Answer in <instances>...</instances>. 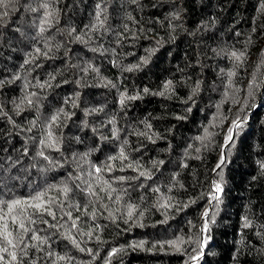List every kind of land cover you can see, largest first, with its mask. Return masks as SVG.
<instances>
[{
    "label": "trees",
    "instance_id": "16d2710c",
    "mask_svg": "<svg viewBox=\"0 0 264 264\" xmlns=\"http://www.w3.org/2000/svg\"><path fill=\"white\" fill-rule=\"evenodd\" d=\"M44 3L53 19L41 32ZM101 10L103 26L94 29ZM3 12L0 199L67 183V198L49 195L63 201V212L80 217L71 232L85 249L64 238L71 221L54 209L64 227L38 222L50 248L29 247L27 255L17 249L22 264H69L56 254L70 264H264V0H5ZM233 51L244 54L241 61ZM229 71L236 73L231 87ZM32 93L33 104L17 109ZM122 94L139 98L122 105ZM61 109L51 127L59 151L43 149L53 167L37 152ZM233 121L239 128L226 143ZM122 146L151 179H135L138 171L109 161ZM107 163L113 170L100 175L116 190L112 198L99 190L103 184L101 199L87 196L74 178L96 187L88 173ZM166 201L171 207L161 206ZM128 204L136 207L131 220ZM245 218L250 227H243ZM88 231L91 238L81 236ZM177 239L178 249L159 243ZM140 241L142 249L131 246ZM112 249L120 251L109 257Z\"/></svg>",
    "mask_w": 264,
    "mask_h": 264
},
{
    "label": "snow or ice",
    "instance_id": "6c2138e0",
    "mask_svg": "<svg viewBox=\"0 0 264 264\" xmlns=\"http://www.w3.org/2000/svg\"><path fill=\"white\" fill-rule=\"evenodd\" d=\"M5 0H0V5H3ZM135 2V0H133ZM40 7L45 9L44 13V19L41 20V27L40 31H45V28L43 25H51L52 19H53V13L48 11L49 5L47 3L41 4ZM97 8L100 9V5H97ZM33 11H36V9H32ZM7 12L0 13V17L7 16ZM102 10L98 11L96 13V21L97 23L94 24L92 27L95 29L98 26L102 27L104 21L101 19ZM131 18V17H129ZM178 18V15H177ZM72 32L75 31V29L71 30ZM77 39H80L79 36L76 37ZM40 50L37 49V52ZM232 58L239 62L242 60L244 54L243 53H237L233 51L231 53ZM144 63H147V59L145 58L143 60ZM24 63H29L28 60H25ZM135 67V66H134ZM129 71L132 70V68L128 69ZM93 71H97L96 69H93ZM236 73L233 71H229L227 73L228 79V86H232V77L235 76ZM19 78V77H17ZM110 83V82H109ZM172 82L168 81L165 84V89H169L171 87ZM40 87H44V85H40ZM251 87V85H250ZM199 90V84H197V87L193 89V95ZM145 92L148 91V89H144ZM160 95H164L163 92L159 93ZM251 94V93H249ZM32 96H35V93H32L31 96H25L23 100L21 101V104H17V109L22 110L21 105L26 101L28 105L33 104ZM138 96H126V94L121 95L120 103L123 105L125 102V99L129 100H135L138 99ZM191 98V97H190ZM76 105L73 104V107ZM190 110V109H189ZM61 113H63V109L59 110L56 114L52 115L50 117V121L47 125L49 131L47 133V136L45 139H41L39 141L40 145L42 146L41 150L37 152V155L42 157L44 160L48 161L50 165L53 167H56L54 161L50 160L47 155H45L44 148L48 149H54L59 151V142L57 139L53 136L51 132V127L53 124H56L60 118ZM64 115H67L64 113ZM35 122H33L34 124ZM151 127L150 125L148 126ZM234 128H239V124L236 121H233V126L229 128L228 130V136L225 137L226 143L232 139L231 133L233 132ZM31 131V129H29ZM140 135H146V133H140ZM113 136H116V131L113 130ZM151 139V137H148ZM124 144H127V141H124ZM120 161L122 164V167L120 168L121 171L124 170L125 167L132 169L133 171H138L139 164L138 162H132L129 161V157L125 152L124 147L122 146L119 151L118 156H112L109 157V161ZM124 161H129L126 165H123ZM159 163H163V161H160ZM264 167V165H262ZM93 171H90L88 173L89 177H92L95 181L96 187H94L93 183L89 180H83L81 176H76L74 179L81 181L85 187L81 190L85 192L87 196L96 197L97 199H101L99 197V194L97 192V187L101 184H103L105 187H100V191H103L106 193L107 197L109 199L112 198V192H115L116 190L111 187V184L104 180L103 177L100 175L103 171H112L113 165L111 163L105 164L103 167L99 166H93ZM140 177H144L145 179H151V173L149 171H138V176L135 177V179H139ZM127 179L126 177H119L118 180L123 181ZM76 187H80L79 184L76 185ZM214 188L216 192L221 191V187L219 184H214ZM71 188L68 186L67 183L63 184L62 186L57 185H49L48 188L35 192L34 195L28 196L26 198H15L11 200H4L0 199V264H12V262H16V264H22L21 257L17 254V249L23 254L27 255V250L29 247L35 248L38 251L43 250V246L47 245L50 248L49 245V237L48 236H41L39 234L40 229H37L35 225L39 223H43L45 225H48L50 228H55L57 231H59L61 228L64 227V224L59 223L57 221V212L54 209H60L63 210V201L59 200L58 197H51L49 193L51 191H56L60 194H62L65 198L68 197L69 193L71 192ZM154 191H159V188L154 189ZM213 200H216L219 202V197L215 194L211 197ZM121 197L119 195L116 196L115 200L117 203H119ZM162 207H171L170 204L167 203V201L161 205ZM71 207V206H70ZM101 207L107 209V205L101 204ZM184 207H187V205H184ZM81 206L79 204L75 205V209L79 211ZM136 212L135 205L128 204L127 205V218L128 220H131ZM84 215H88L87 205L84 206ZM45 215L52 218L53 221H57V223L50 224L47 219H44ZM142 215V213H141ZM208 213L207 211L204 213V216L207 217ZM67 216L68 220L71 221L70 228L68 231L62 233L65 239L69 240L71 244L78 248L80 251H85L84 248L80 247V242L76 239V237L72 234L71 229H78L77 221L80 219L79 216L73 217L71 211H62V215L60 217L61 220H63V217ZM91 216L93 219H95L96 216V210L93 209ZM109 216L112 217L113 214L111 211H109ZM114 218V217H113ZM66 223V222H65ZM127 223V220L125 221ZM138 226L143 227V224H139ZM250 222L247 221V218H245V223L243 227H250ZM81 236H88L89 238L92 237V231L88 232H82ZM97 240H99V237H96ZM28 241H34L35 243H29ZM182 242V240H170V241H164L159 242L160 246L163 247L165 244H167L170 247H174L178 249L179 244ZM206 243V241H205ZM145 242L140 241L138 243H135L131 245L132 247H139L143 248ZM156 245L154 244L153 247ZM11 249V250H10ZM89 254H92V250H87ZM120 249H112V251L109 253V257L115 255ZM202 254V250H201ZM47 255L49 257L53 256V253L51 251L47 252ZM6 257H10V261H6ZM193 259H198V257H193ZM68 260L70 264V258L66 256H61L59 254H56V261H65ZM106 264H110V260L106 261Z\"/></svg>",
    "mask_w": 264,
    "mask_h": 264
}]
</instances>
